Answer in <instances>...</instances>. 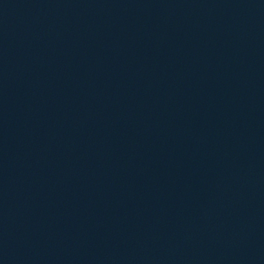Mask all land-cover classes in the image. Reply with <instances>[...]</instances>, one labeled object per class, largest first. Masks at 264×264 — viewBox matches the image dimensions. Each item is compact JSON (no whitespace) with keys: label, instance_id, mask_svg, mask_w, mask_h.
Returning <instances> with one entry per match:
<instances>
[{"label":"water","instance_id":"95a60500","mask_svg":"<svg viewBox=\"0 0 264 264\" xmlns=\"http://www.w3.org/2000/svg\"><path fill=\"white\" fill-rule=\"evenodd\" d=\"M11 264H264V0H0Z\"/></svg>","mask_w":264,"mask_h":264}]
</instances>
